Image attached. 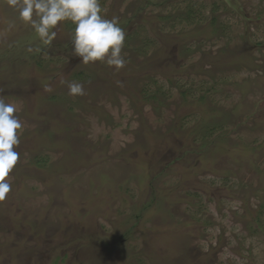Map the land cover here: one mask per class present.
Here are the masks:
<instances>
[{
    "label": "rangeland",
    "instance_id": "1",
    "mask_svg": "<svg viewBox=\"0 0 264 264\" xmlns=\"http://www.w3.org/2000/svg\"><path fill=\"white\" fill-rule=\"evenodd\" d=\"M100 5L148 75L83 64L62 48L70 21L42 44L0 0V98L16 105L19 137L38 140L6 177L0 264H264V0ZM46 71L63 73L51 92L36 81L17 96L24 75ZM201 98L206 115L180 128L179 106ZM26 164L34 177L16 184Z\"/></svg>",
    "mask_w": 264,
    "mask_h": 264
},
{
    "label": "clouds",
    "instance_id": "2",
    "mask_svg": "<svg viewBox=\"0 0 264 264\" xmlns=\"http://www.w3.org/2000/svg\"><path fill=\"white\" fill-rule=\"evenodd\" d=\"M9 7L18 12V19L30 25L44 45L55 39L56 26L65 21L74 25L72 44L76 57L85 65L97 61L122 69L126 60L122 55L126 34L119 24L118 17L107 19L103 15L100 0H7ZM14 25L10 24L9 28ZM66 84L68 94L83 96L85 89L76 81H60ZM45 91L51 92V87ZM16 105L0 98V201L12 191L6 177L12 172L19 160V133L22 123Z\"/></svg>",
    "mask_w": 264,
    "mask_h": 264
},
{
    "label": "trees",
    "instance_id": "3",
    "mask_svg": "<svg viewBox=\"0 0 264 264\" xmlns=\"http://www.w3.org/2000/svg\"><path fill=\"white\" fill-rule=\"evenodd\" d=\"M215 19V20H214ZM216 21V18L214 17L210 24H209V27L211 26V23L212 24H215L214 22ZM204 29V32L208 30V33L209 34V29L206 27V28H202ZM201 31V29H198L197 32L199 33ZM73 47V44H72V40L69 41L68 44H63V47L62 48H69L71 49ZM75 55V54H74ZM201 64L203 65V63L201 62ZM197 65H200V63H197L195 66ZM66 68V67H65ZM125 69V70H124ZM120 73L116 75L117 79H119L120 77H124V76H128V77H131L133 75H136V74H141V73H144L145 71H149V65L146 63V64H143V65H140V66H137V65H134V64H131V63H127L125 64V66L118 70ZM7 75L10 76V74L12 73V71L10 69H8V71H6ZM34 73V72H33ZM147 75L149 74L148 72H145ZM63 73L61 74H57L55 72H52V71H46V72H41L40 75H24L23 76V81L24 82H18L14 85L13 89H18V91H16L17 93V96H19L20 98L24 99L26 98V95L24 94L23 91H29V89L27 87H33L37 82H40L42 84H45V85H42L44 87L49 86L50 84L53 83V81H58L59 79H61ZM167 76V75H166ZM32 77V79H31ZM2 78V77H0ZM52 81V82H51ZM1 83V81H0ZM19 86H18V85ZM3 85V83H1V86ZM39 85V84H38ZM0 86V87H1ZM50 87V86H49ZM4 89V88H3ZM20 89V90H19ZM13 90H11V93H14L12 92ZM130 94H132L130 92ZM203 103H204V99L201 98V99H198L196 101H192V102H187V100H185L184 102H182V104L179 106V110H178V113L177 114V122L179 123V126L181 128V124L183 123L184 119L185 118H188V116H190L191 114L193 113H196V112H199V113H202V114H205L204 111L207 110V107L204 105L203 106ZM205 108V109H204ZM206 115V114H205ZM203 124V122H199L197 125L193 126L192 129H190V134H189V137L191 138L190 140H192V138L194 137V134L197 132V130H199L200 126ZM33 134L29 135V136H32ZM19 140H20V143L18 146H16V151L19 152V155H21V153H25L24 150H27L28 148H24L23 146L26 145V142H29V145H33L34 143L38 142V140L35 138H31V137H27V136H22V137H19ZM35 149L34 148H31V150L33 151ZM35 167L33 165H30V164H26V165H21L19 167H16L18 168L17 169V172H14V176H15V183L17 184L18 181H20V179L22 177H26V178H33L34 175L32 174V168ZM39 167V166H38ZM42 168V167H41ZM19 171V172H18ZM44 172V169H41L40 171L38 170L37 173L39 174H42ZM39 174H36V177H39L38 175ZM39 179H42L39 177ZM113 242H117V239L115 240H112ZM119 242V240H118Z\"/></svg>",
    "mask_w": 264,
    "mask_h": 264
}]
</instances>
